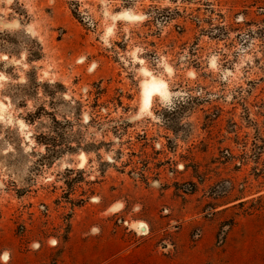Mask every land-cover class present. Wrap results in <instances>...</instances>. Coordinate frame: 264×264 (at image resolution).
I'll return each instance as SVG.
<instances>
[{"label":"rangeland","instance_id":"1","mask_svg":"<svg viewBox=\"0 0 264 264\" xmlns=\"http://www.w3.org/2000/svg\"><path fill=\"white\" fill-rule=\"evenodd\" d=\"M0 264H264V0H0Z\"/></svg>","mask_w":264,"mask_h":264},{"label":"bare ground","instance_id":"2","mask_svg":"<svg viewBox=\"0 0 264 264\" xmlns=\"http://www.w3.org/2000/svg\"><path fill=\"white\" fill-rule=\"evenodd\" d=\"M162 86H163V84H162V82L160 81V80H158V79H155V78H153L150 82H148L146 85H145V95H146V100H147V104H148V102H150V100H151V98H152V96L155 94V93H157V92H159V91H161V88H162ZM144 95V94H143ZM144 98V97H143ZM144 104H145V102H144ZM144 104H143V106H144ZM83 156V155H82ZM84 159H85V157H84Z\"/></svg>","mask_w":264,"mask_h":264},{"label":"clouds","instance_id":"3","mask_svg":"<svg viewBox=\"0 0 264 264\" xmlns=\"http://www.w3.org/2000/svg\"><path fill=\"white\" fill-rule=\"evenodd\" d=\"M95 231V230H94Z\"/></svg>","mask_w":264,"mask_h":264}]
</instances>
